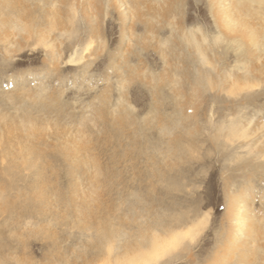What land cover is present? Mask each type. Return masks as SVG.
<instances>
[{"label":"rangeland","instance_id":"obj_1","mask_svg":"<svg viewBox=\"0 0 264 264\" xmlns=\"http://www.w3.org/2000/svg\"><path fill=\"white\" fill-rule=\"evenodd\" d=\"M106 1L103 11L83 2L91 20L76 14L71 23L64 10L45 46L13 28L0 39V264H144L145 254L147 264H216L213 254L226 242L245 248L227 264H264V198L255 184L263 182V193L264 96L231 83L254 65L239 69V53L218 51L214 85L203 90L196 74L210 68L193 54V27L214 31L202 0H183L177 47L166 53L146 46L175 45L171 25L154 41L148 33L149 41L137 23L128 40L131 19L122 26L109 8L114 0ZM132 1L125 7L137 5L136 14L156 3ZM229 121L240 122L246 138H228ZM238 202L253 237L232 230L227 211ZM155 219L159 230L203 221L194 240L181 237L187 250L167 244L152 254L138 228Z\"/></svg>","mask_w":264,"mask_h":264},{"label":"bare ground","instance_id":"obj_2","mask_svg":"<svg viewBox=\"0 0 264 264\" xmlns=\"http://www.w3.org/2000/svg\"><path fill=\"white\" fill-rule=\"evenodd\" d=\"M84 1L85 2L87 1V3L96 1L95 3L99 5V7H100L99 9L100 10L102 9V11H103V7L101 8V5L102 4L104 5L105 2H107L106 0H0V39H3V38L7 39L10 35V29L13 28V29H16L23 38L24 37L25 38L32 37L36 41H39V44H42V45L44 44L43 46H45V43H46L45 37L49 34V28L52 27L54 24H56V22H59V20L62 18L59 16V14H62L64 10H68L69 14H67L65 19L67 21V17L68 16L71 17V23H72V20L75 19L76 14L82 18H88L89 16L92 15V13H91V15L87 14L88 11H90V10H87V12H86V10L84 9V12H83L81 7L84 5V3H83ZM125 1L126 0H118V1L114 0L113 5H111L109 3L110 4L109 8H110V6H112V8H111L112 12H113V8L115 9V11H117L116 15H118L119 19H121L122 22H120V23L121 24L123 23L122 26H124V24L126 23V22L124 23L125 19L126 20L131 19V22L129 24L130 27L127 26V27H129V29L127 28L128 31L127 30L125 31L124 30L125 28L123 29L121 27L125 31L124 33H126V35H128V40H130L131 37H135L134 36V29L138 28V26H141V28L144 29L143 32L146 34L145 37L142 35H141V37L146 38L148 36V33H149V35H151L153 37L152 40L154 41V36H155L156 30L162 31L163 26L167 24V25H171V30L173 32L172 35L175 38L174 39L175 45H172V47H170V45H168L166 43L157 42V40H156V42H154V43L148 42L149 44L147 46L146 45H144V46H146V48L152 49L151 51H153L154 49H157V51L162 52V53L163 52L166 53L167 51L169 52L172 49L177 47L176 41L179 39L178 30H179V22H180V19L177 16H179V14L181 16H182V14H184V13H182V11H183L182 6H183V4H184L183 2L185 0L184 1L183 0H155L154 2H156V3H154L152 6H144V7L142 6L143 8H140L142 10L138 9L139 14L138 13L136 14V11L133 10L135 8V6H137V5H135V4L131 5L130 4L131 7L128 8V7H125ZM133 1H132V3H133ZM130 3H131V1H130ZM202 3L205 6V11L207 12L208 16L210 17V19L213 23L212 28H213L214 32H212V34H210L208 36V33L205 31L206 29L204 30V27L203 28L199 27V26L193 27V54L198 55L199 58L197 60H198L199 64L206 65L210 68V69H208V71L206 70V74L202 73L203 70L197 71V74H196L197 76L195 78L196 79L195 81L198 83L197 85L202 86V88H203V86L205 87V85H208V86L211 85V88H212L214 85V82H213L214 78L212 77V74L209 71H211V70L215 71V68H214L215 61L211 56L216 58L215 53H217L218 51L224 50V51L228 52V51L232 50L236 53H239L236 56V59H238V63H239V69H243V68L248 69V68L252 67V65H254V67H253L254 73L252 72V69H251L252 74H250L248 76L247 75L242 76V77L236 76L233 78L231 83L235 84L236 86H238L240 89H243L244 91L245 90L250 91L253 88L254 89L253 92H254L256 88L257 89L259 88L258 92H256V95L259 98H263V96H264V0H202ZM94 4L91 6L94 7ZM136 4H137V0H136ZM142 4H144V3H142ZM142 4H140V5H142ZM145 4L148 5L147 3H145ZM63 6L65 8L63 10H61V8ZM88 6H90V5H88ZM126 6H127V4H126ZM58 7H60V8H58ZM106 7H108V6H106ZM145 7H146V10H145ZM87 8H89V7H87ZM96 9L97 8H95V10ZM92 11L94 13H97V16L99 15L98 12H95L94 10H92ZM133 11H135V12H133ZM37 12L40 13L39 16H38ZM94 15H96V14H94ZM94 15L92 17H95ZM104 15H107V14L105 13ZM176 17H177V19H176ZM89 18L91 20V17H89ZM32 19H34L36 21H42V22H41V24L35 23L36 24L35 25L32 22ZM176 20H178V22ZM137 23H138V26H137ZM121 24H120V26H121ZM88 26L90 28V33L92 31L95 32L92 23ZM74 28H76V27H74ZM98 32L101 33L100 30ZM153 32H154V34H153ZM64 33H67V29L64 31ZM151 36L147 37L148 40L150 39L149 37H151ZM133 39L131 38V40H133ZM139 39L136 40V38H135V41L138 42ZM79 41H81V40H79ZM48 42H50V41H48ZM89 42H91V41H89ZM89 42L87 43L88 44L87 47L89 45H91ZM127 45H130V44H127ZM56 47H58V46H56ZM48 48H50V47L48 46ZM51 48L53 49L54 47L52 46ZM85 49H88V48L85 47ZM143 51H145V50H143ZM72 61H73L72 58H70V62H72ZM193 62H195L194 59L192 60V63ZM241 63H244L243 67H242ZM218 76L220 78L223 77V79H222L223 83L228 82V79L225 77L226 75L223 76L220 74V72L217 71L216 77H218ZM203 90H204V88H203ZM262 120H263V118H262ZM229 123H230L229 129H227V127H224V133L225 134L227 133V136L229 135L228 138L231 139V138L237 136V134H240L241 137L246 138V136H247L246 132L245 131L241 132V129H237L238 128L237 126L240 122L239 123L237 122L235 124V123H232L229 121ZM222 129H223V127H222ZM225 129H227V130H225ZM234 129H235V131H234ZM259 129H260V127H259ZM257 153H258V157L260 158V162H259L258 166L260 168H263L264 162H262V160H264V147L258 146V152ZM260 183L262 184L263 182H261L259 180L255 184H258L256 189H258V191H259L258 193H259V195H261V197L260 196L259 197L263 199L264 198V192L260 193V186H259ZM244 186H245V184H244ZM247 186H249V185H247ZM255 187H256V185H255ZM250 190L252 191L253 189H250ZM254 191L255 190H253V192ZM254 195L256 196V194H254ZM259 201H261V200H258V202ZM230 202H231V200H230ZM244 207H241L240 202H238V203L232 205L231 211L230 210L227 211L228 216L231 218V225L233 227L232 230H233V232L239 233V236H238L239 239L247 237V236H249V238H250V236L253 237V231L255 232L254 234H256V229H254L253 231L251 229H248V228L246 229V227H249V224H248V221L246 220V218H247V214L245 211L246 209L243 210ZM261 209H262V207H261ZM135 216L136 215L134 214L133 218H135ZM138 218H139V216H138ZM136 219H137V217H136ZM226 219H227V216H226ZM135 220H133V221H135ZM156 221H157V219H155V221H153L154 222L153 224H145V225H142L138 228V232L147 231L148 236L141 235V242L140 243H141V246L143 248L151 246L152 250H154L152 254H157L158 251H162L161 248H165L167 246V244L170 247L180 246V248H182V250H187V247H189V246L187 244H181V237H184L185 235L193 234V240H194V238L200 234L199 232L201 231V228H198V227L200 226L203 219H201L200 221H199V219H195L193 222V225H190L191 226L190 228L186 229V227H185V229H184V227H183V228H180L178 230H174V229L170 228L169 226H165V225H163L162 229L159 230L155 226L156 225L159 226L161 223H159L158 221L156 222ZM179 221L181 223L186 221V225H187V219L185 220V218L183 216L179 217ZM226 221H228V220H226ZM262 229H264V228H262ZM148 230H150V231H148ZM223 230H224V228H223ZM155 231H157V232H155ZM224 233H226V232H224ZM259 234L261 237L264 235V234H262L261 231ZM222 238H223V236H222ZM229 238L234 239V241H235V239L238 240V238L234 237V234H232V235L230 234ZM224 239H225V237H224ZM104 240L105 239H103V241L100 240L99 243H103ZM230 241H231V239H230ZM224 242H226V241H224ZM239 242H240V240H239ZM230 244L231 243L227 244V242H226L219 249L216 248L219 251H216V253L213 254L214 256L212 257V261H214V263H216V264H227L228 261L226 262V260H224V258L230 254H231V256L237 255L238 257L242 258V255H244V254H240V253L241 252L243 253V251H245V248L243 250H241L240 248H237V247L233 248ZM243 246H244V244H243ZM172 250H174V249H172ZM169 251L170 250H168L166 253H168ZM249 253H248V255H249ZM147 257L151 258L150 256H146V254H145V259ZM177 257H179V256H175L170 260H173ZM145 259L143 262H144V264H147L146 262H148V261L145 262ZM240 260H242V259H240ZM240 260L238 261L239 264L240 263H247V261L240 262ZM124 262H125L124 259L118 260V258H117L112 263L122 264ZM124 264H138V263L135 262L134 260H132V261H129L128 263H124Z\"/></svg>","mask_w":264,"mask_h":264}]
</instances>
